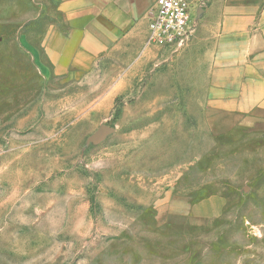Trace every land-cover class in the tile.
Wrapping results in <instances>:
<instances>
[{
  "label": "rangeland",
  "instance_id": "1",
  "mask_svg": "<svg viewBox=\"0 0 264 264\" xmlns=\"http://www.w3.org/2000/svg\"><path fill=\"white\" fill-rule=\"evenodd\" d=\"M27 1H1L0 264H264V123L203 109L202 16L178 52L75 76L41 52L53 0Z\"/></svg>",
  "mask_w": 264,
  "mask_h": 264
},
{
  "label": "crops",
  "instance_id": "2",
  "mask_svg": "<svg viewBox=\"0 0 264 264\" xmlns=\"http://www.w3.org/2000/svg\"><path fill=\"white\" fill-rule=\"evenodd\" d=\"M0 15L8 11L1 6ZM154 0H53L41 52L58 74L78 75L104 60L144 56L147 16ZM201 49L189 60L204 85L203 109L220 125L264 123V0H204ZM45 5L46 2H44ZM33 16L46 6L32 0ZM3 7V10H2ZM11 7V6H10ZM36 7V8H35ZM196 45L195 48L198 46ZM194 56V57H193ZM201 203L190 204L191 212Z\"/></svg>",
  "mask_w": 264,
  "mask_h": 264
},
{
  "label": "built area",
  "instance_id": "3",
  "mask_svg": "<svg viewBox=\"0 0 264 264\" xmlns=\"http://www.w3.org/2000/svg\"><path fill=\"white\" fill-rule=\"evenodd\" d=\"M203 5L196 0H154L147 16L144 46L171 53L186 48L197 27V10Z\"/></svg>",
  "mask_w": 264,
  "mask_h": 264
},
{
  "label": "water",
  "instance_id": "4",
  "mask_svg": "<svg viewBox=\"0 0 264 264\" xmlns=\"http://www.w3.org/2000/svg\"><path fill=\"white\" fill-rule=\"evenodd\" d=\"M203 9L200 7L197 10V17L200 18L202 15ZM114 131V128L108 125L101 126L93 135L94 139L97 141L103 140L106 136L111 134Z\"/></svg>",
  "mask_w": 264,
  "mask_h": 264
}]
</instances>
